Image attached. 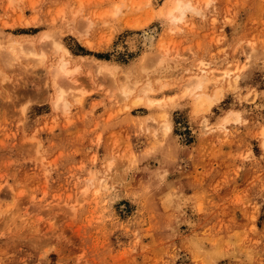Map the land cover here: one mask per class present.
Instances as JSON below:
<instances>
[{
	"label": "rangeland",
	"instance_id": "1",
	"mask_svg": "<svg viewBox=\"0 0 264 264\" xmlns=\"http://www.w3.org/2000/svg\"><path fill=\"white\" fill-rule=\"evenodd\" d=\"M165 1L0 0V264H264V0Z\"/></svg>",
	"mask_w": 264,
	"mask_h": 264
},
{
	"label": "bare ground",
	"instance_id": "2",
	"mask_svg": "<svg viewBox=\"0 0 264 264\" xmlns=\"http://www.w3.org/2000/svg\"><path fill=\"white\" fill-rule=\"evenodd\" d=\"M182 5L183 6V11H181L177 5ZM161 10V15H164L166 19H168L171 23H176L180 20H183V18L186 16V13L188 11H195L198 12L199 8L196 5V2L194 0H166L163 7L160 9ZM171 14V15H170ZM42 37V36H41ZM45 37H50L52 38V44L54 46L55 51H57L60 54L59 59L57 60L56 64L53 67V85L55 87V96L53 100V105L54 107H60L62 104H66V93H65V88H62L60 86V83L58 79L62 77H67L70 75L74 74V70L76 68H71L70 65V60L71 57H73L72 52L69 50V48L65 45V43L56 35L54 34H44L43 38ZM154 38V29L149 30V31H144L143 33V40L145 41H151ZM2 43V42H1ZM10 47L14 49L15 51L18 50V41H10ZM1 46V45H0ZM2 47V46H1ZM19 47H22L19 45ZM100 63L97 64L98 72L103 74L104 72L110 73L112 72V65H109V60L105 59H99ZM98 63V62H97ZM204 66L206 63H202ZM201 67V71L205 74H198L196 76H193L189 78L187 90L188 93L194 94V99H195V104L197 110H207L210 108L216 101L220 98L219 93H214V94H209L204 90V82L207 78V73L205 67ZM114 67V66H113ZM113 73V72H112ZM220 74H226L230 75V70L225 69L223 70ZM209 75V74H208ZM214 75V74H213ZM239 76L237 74L235 76V79ZM192 79V80H191ZM137 84V83H136ZM134 85L133 87H129L126 84L124 85V94L132 92V90L137 86ZM152 90L150 88L147 89ZM148 91L146 93H148ZM77 100H81L80 98H76ZM142 97H138L135 102L139 103L142 101ZM172 125V122H168L166 124V129H170ZM264 145V141H263ZM102 183V182H101ZM86 190V189H85Z\"/></svg>",
	"mask_w": 264,
	"mask_h": 264
},
{
	"label": "snow or ice",
	"instance_id": "3",
	"mask_svg": "<svg viewBox=\"0 0 264 264\" xmlns=\"http://www.w3.org/2000/svg\"><path fill=\"white\" fill-rule=\"evenodd\" d=\"M177 7L181 10V11H183V6L182 5H177ZM171 15V14H170Z\"/></svg>",
	"mask_w": 264,
	"mask_h": 264
}]
</instances>
